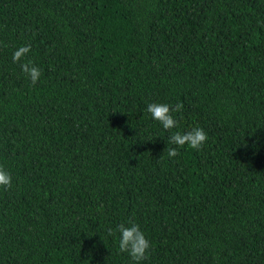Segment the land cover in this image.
Segmentation results:
<instances>
[{"label":"trees","instance_id":"obj_1","mask_svg":"<svg viewBox=\"0 0 264 264\" xmlns=\"http://www.w3.org/2000/svg\"><path fill=\"white\" fill-rule=\"evenodd\" d=\"M0 166V264H264V0H0Z\"/></svg>","mask_w":264,"mask_h":264},{"label":"clouds","instance_id":"obj_2","mask_svg":"<svg viewBox=\"0 0 264 264\" xmlns=\"http://www.w3.org/2000/svg\"><path fill=\"white\" fill-rule=\"evenodd\" d=\"M30 50V45L19 47L13 53V61L21 62ZM21 71L33 85L40 79L41 69L31 61L21 63ZM182 107L183 106L179 103L174 107L164 103H149L146 107V111L151 115V118L158 121L165 130H171L177 127L178 123L172 113L179 112ZM207 139L208 135L201 127H194L185 132H174L169 137V142L177 147L168 149L167 155L169 157L179 155L178 148H182L185 145L191 149L199 150ZM11 187V174L3 166H0V188L10 189ZM117 230L120 233L119 250L128 253L135 264H140L141 261L147 258L148 251L151 247L150 241L141 231L140 226L129 221L127 225H118ZM109 235H112V229H109Z\"/></svg>","mask_w":264,"mask_h":264}]
</instances>
